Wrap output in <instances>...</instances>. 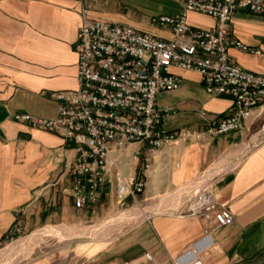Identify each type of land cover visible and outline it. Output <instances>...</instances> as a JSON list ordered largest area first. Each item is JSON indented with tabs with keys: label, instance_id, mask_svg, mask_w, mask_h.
<instances>
[{
	"label": "crops",
	"instance_id": "0c3cea01",
	"mask_svg": "<svg viewBox=\"0 0 264 264\" xmlns=\"http://www.w3.org/2000/svg\"><path fill=\"white\" fill-rule=\"evenodd\" d=\"M83 4L89 6L94 19L132 25L165 38L172 37L171 28L152 25L151 16L182 10L176 0H0V243L18 217L25 233L33 234L48 226L85 229L122 212L119 206L124 211L149 206L152 209L117 226L108 237L56 236L67 243L63 248L82 240L76 247L84 253L54 252V264L141 263L147 252L159 264H264V126L252 133L264 115V106L241 130L158 149L146 188L137 196L119 197L115 176L117 170L128 174L140 167L132 155L143 143L114 148L117 167L110 163L99 200L90 207H75L71 191L74 146L56 133L13 116L31 113L55 118L58 102L50 94L79 86L76 46ZM188 20L199 28H210L216 22L195 11L189 12ZM230 32L261 50L253 53L232 46L233 60L264 74V13L237 9ZM171 70L182 77V84L158 95V105L166 110L165 131L202 129L233 111V98L207 93L199 71L177 66ZM196 183L213 190L217 208L234 214L232 223L212 232V245L196 251L197 259L192 253L186 255L207 226L202 216L186 210ZM163 197L169 199L161 202ZM31 264L53 262L43 258Z\"/></svg>",
	"mask_w": 264,
	"mask_h": 264
},
{
	"label": "built area",
	"instance_id": "2783aa9c",
	"mask_svg": "<svg viewBox=\"0 0 264 264\" xmlns=\"http://www.w3.org/2000/svg\"><path fill=\"white\" fill-rule=\"evenodd\" d=\"M176 1L182 5L181 11L150 18L154 26L171 28V38L132 25L94 19L89 6L83 4L76 46L79 86L50 94L58 102L55 118L31 113L13 116L32 127L56 133L74 146L71 191L78 209L90 207L99 200L110 163L117 167L112 157L114 148L120 149L132 142L143 143L132 155L140 167L128 174L117 170L115 176L119 197L137 196L146 188L158 149L166 144L241 130L254 112L264 106V74L245 69L229 53L232 46L247 52H261L231 35L230 22L237 9L264 13V0ZM192 11L213 17L215 24L210 28L192 26L188 20ZM173 66L199 71L207 93L233 98V111L202 129L186 127L165 131L166 110L158 105V95L181 86L182 77L171 70ZM186 210L190 215L202 216L207 223L203 237L186 252L197 259L196 251L212 245V232L232 223L234 214L229 209L217 208L213 190L200 183L192 187ZM24 233V224L18 217L5 232L0 246ZM118 264L159 263L147 252L141 263L120 261Z\"/></svg>",
	"mask_w": 264,
	"mask_h": 264
},
{
	"label": "rangeland",
	"instance_id": "374dc122",
	"mask_svg": "<svg viewBox=\"0 0 264 264\" xmlns=\"http://www.w3.org/2000/svg\"><path fill=\"white\" fill-rule=\"evenodd\" d=\"M174 14V13H173ZM264 126V115L261 118V120L256 124V127L252 129V133H256L259 130H261ZM264 135V133H263ZM251 135H249L248 140H250ZM238 149L236 150H231L229 153H227L228 155H232L234 154V152H237ZM168 200V197H163L161 199V202L163 200ZM160 202V203H161ZM159 203V204H160ZM119 209L122 210V212L118 213L116 216L114 217H110L107 221L109 220H114L115 217H117L119 214L123 213L125 209L121 208L119 206ZM131 209H138V210H142V214L145 213V211L152 209V207L146 206L144 208H131ZM141 214V215H142ZM140 215V216H141ZM139 216V217H140ZM139 217H136L134 219H138ZM106 221V222H107ZM131 221V220H130ZM127 221V222H130ZM126 222V221H125ZM124 222V223H125ZM94 225V224H93ZM122 225V224H121ZM118 226V225H116ZM113 228L111 231H109L108 235L105 237H108L109 235H111L114 230L116 229ZM120 226V225H119ZM31 236L30 233H24L23 235H21L20 237L15 238L13 241H9V242H4L1 246H0V250L4 247H6L7 245L13 244V243H20L22 239ZM59 236V235H56ZM55 235H51V234H46V235H33V237L30 239L32 245V249L30 250L29 254L26 257H22V254H18L16 256H14L11 260L15 261L17 260L18 262L16 264H31L37 260L43 259V258H48L49 260H51L54 264V252H61L65 249H68L69 251H71L74 255H78V256H83L84 250L82 248L76 247L78 242H82V240H77L75 241L73 244H71L70 246L63 248L64 245H66L67 243L60 241L61 238H56ZM92 239H104L105 237H93V236H89ZM21 256V257H20ZM19 258V259H17ZM0 264H4L1 263ZM77 264V262H76Z\"/></svg>",
	"mask_w": 264,
	"mask_h": 264
},
{
	"label": "bare ground",
	"instance_id": "6f19581e",
	"mask_svg": "<svg viewBox=\"0 0 264 264\" xmlns=\"http://www.w3.org/2000/svg\"><path fill=\"white\" fill-rule=\"evenodd\" d=\"M241 153L244 152L243 150L240 151ZM227 160H231V156L227 158ZM205 185V184H204ZM209 186V185H208ZM142 214V210L138 209H129L127 211H124L123 213L119 214L117 217L114 218V220H109L108 222H105L100 225L90 226L88 228L82 229V228H76V227H53L48 226L43 229H40L31 236L26 237L22 240H20V243H13L10 245H7L5 248H3L0 251V261L4 264H16L18 261H12L11 259L18 255L22 254V257H26L30 250L32 249V243L30 239L33 237V235H70V236H82V235H101L106 236L108 235L109 231H111L113 228H115L116 225H121L125 221H130L136 217H139ZM81 227V226H79ZM117 227V226H116ZM21 257V256H20ZM19 259V258H17Z\"/></svg>",
	"mask_w": 264,
	"mask_h": 264
}]
</instances>
